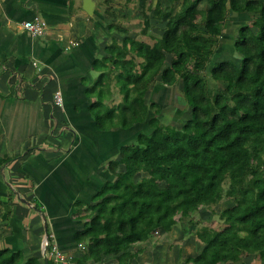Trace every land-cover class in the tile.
<instances>
[{"label":"trees","instance_id":"16d2710c","mask_svg":"<svg viewBox=\"0 0 264 264\" xmlns=\"http://www.w3.org/2000/svg\"><path fill=\"white\" fill-rule=\"evenodd\" d=\"M138 11V34L150 40L111 21L108 32L122 36H109L91 64L97 75L86 88L89 111L101 129L121 128L130 138L107 162L113 179L92 196L89 219L74 234L81 258L131 264L141 250L129 247L231 199L218 212L225 227L199 226L200 250L182 259L234 264L252 255L264 261V0H181L177 10L144 3ZM104 13L119 16L110 7ZM243 13L231 43L237 56L221 59L229 17ZM170 106L187 112L179 125L164 122ZM0 264L44 261L2 248Z\"/></svg>","mask_w":264,"mask_h":264},{"label":"crops","instance_id":"0c3cea01","mask_svg":"<svg viewBox=\"0 0 264 264\" xmlns=\"http://www.w3.org/2000/svg\"><path fill=\"white\" fill-rule=\"evenodd\" d=\"M163 1L170 2L168 7L181 2L103 0L101 10L93 0V11L88 13L83 0H0V249L20 250L25 258H43L44 252L48 257L47 239L65 258L56 263L50 257L51 264L109 262V256L99 262L82 259L74 234L89 219L92 196L113 179L107 162L118 158V148L130 133L97 125L89 111L93 98L86 95V88L97 75L91 68L94 56L109 36L121 33L108 32L112 17L104 13L105 8L140 13L144 3L164 6ZM246 16L231 14L230 25L236 27ZM34 18L45 23L39 37L23 26ZM226 39H221L218 49L221 59L231 58L224 51L229 50ZM57 89L63 94L62 108L53 104ZM156 95L152 89L154 100ZM253 257L234 264H253ZM158 261L172 264L168 259L150 262L139 257L131 264Z\"/></svg>","mask_w":264,"mask_h":264},{"label":"rangeland","instance_id":"374dc122","mask_svg":"<svg viewBox=\"0 0 264 264\" xmlns=\"http://www.w3.org/2000/svg\"><path fill=\"white\" fill-rule=\"evenodd\" d=\"M164 6H160L161 9H166L170 2L163 1L162 2ZM97 4L101 10L103 9L104 2L103 0H97ZM174 10L179 8V3L176 1L173 5ZM132 9L127 8V9H116L115 12L118 13V17L112 18L109 21H115L117 22L118 25L126 27L130 30V35H137L138 38H143L146 40H150L149 38L145 36H141L138 34L139 29L142 27V17L141 14L138 13L137 11H131ZM123 12V14H122ZM106 15V14H105ZM109 16V15H107ZM110 18V16L108 17ZM230 22V21H229ZM231 23H229L230 25ZM228 25V26H229ZM152 29L151 32L158 36L160 35V27L159 25L157 26L156 22L152 21ZM233 26L231 29L232 31L229 33L227 36V41L225 44L226 48L224 51H228L227 55L232 57L237 56L236 53L231 50V38H233L235 34V25H230L229 27ZM114 32V31H113ZM116 33H120L116 31ZM115 33V34H116ZM122 34V33H120ZM120 34H116L118 37H120ZM120 35V36H119ZM233 47V46H232ZM225 52V53H226ZM218 87H222V83L217 82ZM115 101L118 100V96L114 98ZM172 101V100H171ZM176 105V104H174ZM169 106V105H168ZM183 110L179 109H174L173 106L166 107L165 112L168 111V116H165L166 121H172L176 123V125H179L182 123V121L185 119L187 112L185 111L184 107H180ZM187 110V109H186ZM171 115V116H169ZM172 118V120L168 119ZM144 174V173H143ZM142 173H139L136 175V177H140V175H143ZM145 175V174H144ZM170 181H164L160 182V185H170ZM226 186V183H225ZM231 199H223L220 201L217 205H213L211 207H204L199 209L198 211H195L192 216H191V221H188L187 219L179 220L176 225L172 228V230L168 233V235H164V233H158V234H153L148 241L146 240L147 243L143 244H138L135 248H133V251L136 249H140V254L138 255L139 259H150V262L152 259H168V261H171L172 264H185L184 260L182 257H186L187 254L195 255L197 250H200V247L202 246L201 243L196 239L195 237V230L201 226L205 225L208 227H211L216 230L223 229L225 227L224 223L218 216V212L223 209L225 206L231 204ZM180 247V248H179ZM184 251L185 254L182 252ZM63 254V253H62ZM50 258V256H48ZM137 257V258H138ZM113 257L106 258L109 259V262H104L102 264H115V260L112 259ZM135 258V259H137ZM51 259V258H50ZM179 259V260H178ZM255 261L253 264H258L262 262L258 259V257H253ZM142 263L143 261H139ZM176 262V263H175ZM161 262H156L152 264H160ZM70 264H76L75 262H72ZM264 264V262H262Z\"/></svg>","mask_w":264,"mask_h":264},{"label":"built area","instance_id":"2783aa9c","mask_svg":"<svg viewBox=\"0 0 264 264\" xmlns=\"http://www.w3.org/2000/svg\"><path fill=\"white\" fill-rule=\"evenodd\" d=\"M23 26L32 36L39 37L44 33L45 23L39 18H34L32 20L25 21L23 23ZM53 104L59 108H62L64 106L63 94L59 89L55 90L53 94ZM44 247L49 250L48 256L54 259V262H64L65 258L62 253L55 245H50L47 239L44 242Z\"/></svg>","mask_w":264,"mask_h":264},{"label":"water","instance_id":"95a60500","mask_svg":"<svg viewBox=\"0 0 264 264\" xmlns=\"http://www.w3.org/2000/svg\"><path fill=\"white\" fill-rule=\"evenodd\" d=\"M93 7H94L93 0H83V8L85 11H87L88 13H92ZM43 261H44V264H48V258L45 252L43 253Z\"/></svg>","mask_w":264,"mask_h":264}]
</instances>
